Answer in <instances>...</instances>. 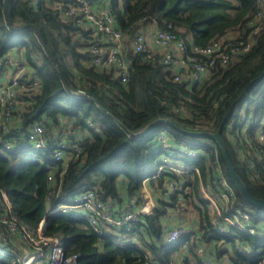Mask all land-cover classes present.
Returning <instances> with one entry per match:
<instances>
[{"label": "trees", "instance_id": "16d2710c", "mask_svg": "<svg viewBox=\"0 0 264 264\" xmlns=\"http://www.w3.org/2000/svg\"><path fill=\"white\" fill-rule=\"evenodd\" d=\"M70 1L35 0L34 4L31 0H7L6 4L0 0V61L7 56L24 59L31 75L41 83L25 96L21 119L11 123L8 132L0 128V190L7 194L18 219L36 228L45 218L43 234L59 236L66 253H80L78 264H142L147 258L174 264L183 239L164 250L159 210L152 220L136 224L144 251L117 245L115 235L98 234L83 213L46 214L50 207L85 189H94L99 199L112 205L123 200L119 189L123 184L127 195L140 199L143 180L162 162L164 151L160 144L155 146L159 128L166 126V134L177 144L198 152L193 161L199 175L161 171L147 180L148 186L162 192L166 177L185 180L184 199L201 213L199 206L206 202L200 181L210 183L217 176V162L235 193L234 205L248 209L254 223L264 227V208L242 196L214 140L185 134L167 123L132 137L117 122L133 132L160 118L189 131L193 127L206 132L221 130L237 174L253 196L264 198V28L253 35L249 49L233 54L227 63L217 62L201 83L192 86L186 79L174 80L159 54L142 60L131 47L135 34L152 23L173 30L185 40L188 51L219 36L225 37L226 43L245 42L251 37L247 21L257 9L256 0H112L124 34L123 53L129 66L125 82L114 68L99 70L91 64L90 46L98 41L93 29L86 22L63 18L54 6ZM181 107L191 115L179 114ZM247 118L251 125L243 138L241 127ZM35 123L43 124L48 132L63 127L72 134L70 140L82 137L79 154L61 158L51 168L45 164L51 160L52 148H47L40 160L20 161L22 151L6 149L4 142L11 136L27 135ZM230 124L235 142L225 133ZM187 136L194 139L187 140ZM206 139L211 144L201 143ZM156 200L165 206L160 197ZM171 200L174 202L175 196ZM222 238L225 242L219 247L216 244L215 259L226 252L234 264H258L257 256H264V238L255 234L237 231ZM0 241V264H22V253L13 244H27L1 222ZM242 245L249 249V256L243 254ZM183 264H203L193 244L187 245Z\"/></svg>", "mask_w": 264, "mask_h": 264}, {"label": "built area", "instance_id": "2783aa9c", "mask_svg": "<svg viewBox=\"0 0 264 264\" xmlns=\"http://www.w3.org/2000/svg\"><path fill=\"white\" fill-rule=\"evenodd\" d=\"M111 1L71 0L65 5L55 3L54 6L59 9L63 18H70L77 23H88L93 29L92 34L98 39L90 46L91 64L99 70L114 68L116 76L125 82L129 66L123 53L124 34L118 27V20ZM31 2L35 4V0H31ZM256 4L257 9L247 21L248 25L252 27L251 37L245 42L226 43L225 37L219 36L206 46L193 45L188 51L185 40L178 37L173 30L152 23L135 34L131 47L142 60H149L159 54L162 62L168 66L174 80L186 79L189 85H197L203 81L217 62L227 63L233 54L249 49L253 43V35L264 28V0H256ZM11 64L15 66L12 76L9 78L0 76V128L3 132H8L10 124L21 119L26 106L25 96L41 85L40 81L31 75L29 66L24 59L7 56L0 61L2 69ZM177 112L186 115L192 113L182 107ZM192 129V131H199L196 127ZM231 129L232 124L226 127L225 133L235 142V139L230 135ZM247 132L248 130L242 133L241 127L243 138L248 136ZM69 137H72V134L63 127L48 132L43 124L35 123L29 127L27 135L23 137L11 136L5 140L4 146L11 151H22L20 152V161L40 160L46 155L45 150L52 148L51 160L45 164L46 167L51 168L54 162L61 158L79 154L83 138L70 140ZM156 138L164 155L156 172L143 180L140 199L130 195L115 207L99 199L94 189H85L71 199L50 207L46 214L54 212L70 215L83 213L98 234L115 235L117 245L136 246L144 251L146 249L141 245L136 224L146 222L148 214L152 213L154 216V212L159 210L161 212L160 226L165 242L174 244L183 239L182 250L178 251L179 260L174 264H183V256L188 244L194 245V250L201 257L203 264H234L229 259L226 261V259L214 258L217 256L216 244L219 247L225 242L222 238L223 235L247 231L264 238V227L259 223L258 225L254 223L248 209L234 205L235 193L217 162L214 164L217 176L210 183L203 184L200 181L201 196L206 203L199 206L202 212L197 211L196 223L192 226L188 221L183 220L181 212L186 209L183 202H187L184 199V194L188 188L185 185V180L166 177L162 184V192L149 187L147 180L157 177L161 171L166 170L177 174L194 171L199 175L198 166L193 161L198 152L190 147L177 144L166 133H159ZM259 138L261 139L262 136ZM209 141L206 139L201 143L211 144ZM48 178L50 180L51 175ZM168 194L171 197L175 196L176 200L173 202L170 198L168 201ZM156 197H160L165 202V206L157 203ZM3 207L4 209H2ZM0 222L4 223L11 233L18 234L24 243L31 246L33 250L36 248L32 256L22 258V264H33L40 258H45L43 264H78L77 259L80 253H66L59 236L43 234L45 218L40 220L36 228H32L27 222L20 221L12 210L7 194L2 190H0ZM256 226H259V229ZM2 245L3 243L0 241V249L3 248ZM241 250L247 256L251 254L249 249L243 245ZM147 255L149 254L147 253ZM257 263L263 264L264 256H257ZM142 264L158 263L147 258Z\"/></svg>", "mask_w": 264, "mask_h": 264}, {"label": "water", "instance_id": "95a60500", "mask_svg": "<svg viewBox=\"0 0 264 264\" xmlns=\"http://www.w3.org/2000/svg\"><path fill=\"white\" fill-rule=\"evenodd\" d=\"M5 3L7 4V0H5ZM119 123V125H121L128 133L130 136L132 137H139L141 135H143L147 130H149L151 127L156 126L157 124L160 123H167L171 126H173L175 129L185 133V134H189V135H197V136H203V137H207L210 138L212 140H214L220 147L222 155H223V159L224 162L226 164V167L228 169V172L233 180V182L235 183L236 187L238 188V190L241 192L242 196L252 205L258 207V208H264V198H259L256 196H253L247 189L245 183L243 182V180L240 178V176L237 174L236 169L234 164L232 163L229 154H228V150H227V146L225 143V140L221 134V130H217L216 132H206V131H189V130H185L183 128H180L178 126H176L174 123H172L169 120L160 118L157 119L149 124H147L143 129L133 132L128 130L127 128H125V126L120 123L119 121H117ZM167 172H169L168 170H166ZM148 219L152 220L153 219V214L150 213L148 214Z\"/></svg>", "mask_w": 264, "mask_h": 264}, {"label": "rangeland", "instance_id": "374dc122", "mask_svg": "<svg viewBox=\"0 0 264 264\" xmlns=\"http://www.w3.org/2000/svg\"><path fill=\"white\" fill-rule=\"evenodd\" d=\"M12 74H13V72H11V70L8 69L7 76H5V77L9 78V77L12 76ZM240 114L243 115L244 112H241ZM250 125H251V120H250V118H247V119L244 121V123L242 124V133H244L245 131H247V130L250 128ZM166 132H167L166 126H162V127L159 128L158 133H166ZM186 139L192 141L191 139H194V137H192V136H187ZM248 143H250V142H248ZM155 147H156V148H159V141H157V145H156ZM119 189H121V187H120ZM170 198H171V196H169V194H168V195H167V200L170 201ZM183 206H184V208H186V209H185V210H182V212H181V216H183V218H187V221H188V222H189V221H193V222L197 221V215H198V214H197V210L194 209V207L190 204V202H186V203L183 202ZM179 207H180V206H179ZM208 208H209V205H208ZM177 209H178V205H177ZM262 214H264V213H262ZM179 216H180V215H179ZM181 216H180V217H181ZM159 223H160V221H159ZM167 244H168V245H167ZM169 244L171 245V243H167V242H166V245L163 246V247H164V250H165L167 247H168V248L170 247ZM35 249H36V248H35ZM35 249H34V250H35ZM174 259H175L174 262L177 263V261H178V259H179L178 254L175 255V258H174ZM43 261H44V259H43V258H40L39 260L35 261V264H42Z\"/></svg>", "mask_w": 264, "mask_h": 264}, {"label": "crops", "instance_id": "0c3cea01", "mask_svg": "<svg viewBox=\"0 0 264 264\" xmlns=\"http://www.w3.org/2000/svg\"><path fill=\"white\" fill-rule=\"evenodd\" d=\"M15 58H16V56H15ZM8 69H10L11 72H14V71H15V66H14L13 64H11L10 66H4V69H1V71H0V76H1V78H5V76H7ZM6 78H7V77H6ZM123 183H124V182H123ZM121 187H122V188L120 189V191H121V195H122V197H123V200H125L129 195H127V194L125 193V191H124V187H123V184L121 185ZM123 200H122V201H123ZM122 201H120V202H113V203H112V206L117 207V206H119V204L122 203ZM183 220H186V221H187V218H183ZM195 223H196V222L189 221V224H191L192 226H194ZM13 247L20 249V251H21V253H22V258H23L24 256H32V254H33V252H34V250H33V248H32L31 246L24 245L23 243H22V245H20V243H18V242H14ZM228 247H229V246H228ZM214 249H215V247H214ZM179 250H182V246L180 247ZM176 254H178V252H177ZM222 255H223V256H222L220 259H222V260H223V259H226V261H228L229 258H227V253L224 252ZM223 257H224V258H223ZM43 259H44V261H45V258H43ZM178 260H179V259H178ZM35 261H37V260H35ZM35 261H34L33 264H35ZM44 261L42 262V264L44 263ZM224 261H225V260H224Z\"/></svg>", "mask_w": 264, "mask_h": 264}]
</instances>
